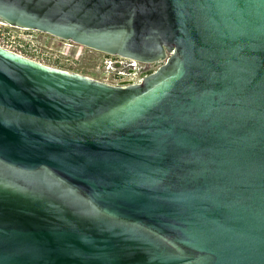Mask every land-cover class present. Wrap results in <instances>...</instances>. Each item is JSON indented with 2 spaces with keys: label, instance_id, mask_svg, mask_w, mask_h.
Returning <instances> with one entry per match:
<instances>
[{
  "label": "water",
  "instance_id": "95a60500",
  "mask_svg": "<svg viewBox=\"0 0 264 264\" xmlns=\"http://www.w3.org/2000/svg\"><path fill=\"white\" fill-rule=\"evenodd\" d=\"M2 21L158 68L115 86L0 47V264H264V0Z\"/></svg>",
  "mask_w": 264,
  "mask_h": 264
},
{
  "label": "rangeland",
  "instance_id": "374dc122",
  "mask_svg": "<svg viewBox=\"0 0 264 264\" xmlns=\"http://www.w3.org/2000/svg\"><path fill=\"white\" fill-rule=\"evenodd\" d=\"M4 25L15 37L5 44L6 49L48 67L99 81L107 79L101 63L109 57L108 54L42 31Z\"/></svg>",
  "mask_w": 264,
  "mask_h": 264
},
{
  "label": "built area",
  "instance_id": "2783aa9c",
  "mask_svg": "<svg viewBox=\"0 0 264 264\" xmlns=\"http://www.w3.org/2000/svg\"><path fill=\"white\" fill-rule=\"evenodd\" d=\"M12 32L6 25L0 23V47L12 42ZM6 49V48H5ZM102 61L103 73L107 76L106 83L111 85H128L141 82L146 76L154 73L158 66L155 64L143 63L120 55H111ZM156 67V68H153Z\"/></svg>",
  "mask_w": 264,
  "mask_h": 264
},
{
  "label": "bare ground",
  "instance_id": "6f19581e",
  "mask_svg": "<svg viewBox=\"0 0 264 264\" xmlns=\"http://www.w3.org/2000/svg\"><path fill=\"white\" fill-rule=\"evenodd\" d=\"M3 22V21H2ZM3 23H5V22H3ZM5 24H7V23H5ZM25 29V28H24Z\"/></svg>",
  "mask_w": 264,
  "mask_h": 264
},
{
  "label": "flooded vegetation",
  "instance_id": "af4514ba",
  "mask_svg": "<svg viewBox=\"0 0 264 264\" xmlns=\"http://www.w3.org/2000/svg\"><path fill=\"white\" fill-rule=\"evenodd\" d=\"M153 68H156V67L153 66Z\"/></svg>",
  "mask_w": 264,
  "mask_h": 264
}]
</instances>
